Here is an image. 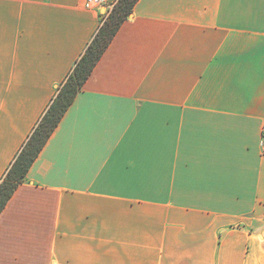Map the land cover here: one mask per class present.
<instances>
[{"label":"crops","instance_id":"0c3cea01","mask_svg":"<svg viewBox=\"0 0 264 264\" xmlns=\"http://www.w3.org/2000/svg\"><path fill=\"white\" fill-rule=\"evenodd\" d=\"M0 0V179L106 13ZM264 0H137L0 213V264H264Z\"/></svg>","mask_w":264,"mask_h":264},{"label":"trees","instance_id":"16d2710c","mask_svg":"<svg viewBox=\"0 0 264 264\" xmlns=\"http://www.w3.org/2000/svg\"><path fill=\"white\" fill-rule=\"evenodd\" d=\"M137 0H117L77 58L70 71L57 85L49 104L37 120L21 148L0 179V213L39 152L55 130L65 111L81 90L113 36L132 13Z\"/></svg>","mask_w":264,"mask_h":264},{"label":"built area","instance_id":"2783aa9c","mask_svg":"<svg viewBox=\"0 0 264 264\" xmlns=\"http://www.w3.org/2000/svg\"><path fill=\"white\" fill-rule=\"evenodd\" d=\"M116 2L117 0H85L84 7L87 9L96 10H99L101 7H103L106 10L105 13L108 14ZM260 144L262 152L264 153V127L261 132Z\"/></svg>","mask_w":264,"mask_h":264},{"label":"rangeland","instance_id":"374dc122","mask_svg":"<svg viewBox=\"0 0 264 264\" xmlns=\"http://www.w3.org/2000/svg\"><path fill=\"white\" fill-rule=\"evenodd\" d=\"M105 11H106V10H105V8H103V7H101V8H100V12H101V13H103V14H104V13H105Z\"/></svg>","mask_w":264,"mask_h":264}]
</instances>
